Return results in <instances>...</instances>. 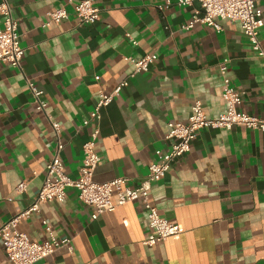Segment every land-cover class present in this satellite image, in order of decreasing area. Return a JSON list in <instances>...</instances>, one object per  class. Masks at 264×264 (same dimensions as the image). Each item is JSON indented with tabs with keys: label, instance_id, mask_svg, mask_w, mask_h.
Returning <instances> with one entry per match:
<instances>
[{
	"label": "crops",
	"instance_id": "0c3cea01",
	"mask_svg": "<svg viewBox=\"0 0 264 264\" xmlns=\"http://www.w3.org/2000/svg\"><path fill=\"white\" fill-rule=\"evenodd\" d=\"M166 1L94 0L99 21L79 25L68 0H9L24 56L21 69L0 63V226L32 203L56 145L27 79L42 90L47 113L60 123L61 157L72 178L95 124L83 120L101 91L110 93L125 78L128 84L101 110L97 182L126 177L138 185L171 145L168 122H187L195 100L209 117L224 112V59L234 86L245 92L239 108L264 118L262 59L240 23L218 20L221 31L202 23L186 29L193 15L204 13L200 2L180 6L171 0L160 9ZM61 7L68 16L43 26L47 13ZM256 8L264 18V0ZM3 20L0 13V28ZM259 38L264 47V25ZM151 53L157 60L149 70L130 76L133 65L124 56ZM20 181L27 182L24 193L15 189ZM150 201L180 228L155 245L144 243L151 229L140 201L91 219L94 208L75 187L66 189L62 202L41 203L18 229L42 242L46 221L57 237L72 238L73 252L63 247L35 264H264V132L199 129L191 150L152 184ZM0 264H10L1 243Z\"/></svg>",
	"mask_w": 264,
	"mask_h": 264
},
{
	"label": "built area",
	"instance_id": "2783aa9c",
	"mask_svg": "<svg viewBox=\"0 0 264 264\" xmlns=\"http://www.w3.org/2000/svg\"><path fill=\"white\" fill-rule=\"evenodd\" d=\"M193 1L176 0L180 6H189ZM198 1L204 13L201 16L193 15L185 28L191 29L196 23H202L221 31L223 27L218 20L239 22L252 48L262 59L264 68V47L259 38V30L264 25V18L262 12L256 8L257 0ZM68 2L74 5V12L79 25L94 24L99 21L100 10L95 5L94 0H78L76 2L68 0ZM171 3V0H167L165 5H160L159 8L163 9ZM0 13L4 18L3 27L0 28V63L21 69L24 48L18 30V21L13 15L9 0L0 1ZM47 16L48 19L43 23V26L59 22L67 17L68 13L64 7H61L49 11ZM127 36L134 45L137 44V41L132 39L129 34ZM124 59L133 65V71L130 74V76H133L136 73L147 72L157 60V54H146L140 58L125 55ZM228 62V59H224L219 65L222 75V97L226 104L225 111L218 117H209L201 101L195 100L191 105L187 122L169 121V131L166 135L172 141L169 149L159 154L158 158L149 164L146 177L136 186H132L126 177H116L106 182H97L93 179L95 169L100 161V156L96 150V140L100 131L98 123L101 119V110L120 94L123 87L128 84V78L122 80L110 93L101 91L95 109L83 120L84 125L91 122L95 124L89 138L83 144L84 157L79 168V175L76 178H72L67 174L61 157L64 144L60 139V123L53 120L51 115L47 113L46 102L41 98L42 90L27 79L37 110L44 112L48 117L55 134L56 145L53 156L46 165V175L42 187L32 203L0 226V243L4 247L10 264H35L63 247L69 252H73L72 238L57 237L46 221H43V224L45 225L47 238L42 242L32 241L18 229L19 222L32 212L38 211L41 203L54 200L64 201L68 187H75L81 201L94 208L91 219L98 218L106 211H113L117 206L136 200L140 201L147 213L148 224L151 229V233L144 241L145 244L155 245L178 234L180 232L179 226L163 218L159 214L158 208L151 203L150 190L152 184L160 180L178 158L191 150L196 132L201 128L231 129L234 126H241L264 132L263 117L251 115L239 108L243 102L245 92L234 86L228 72ZM26 187L27 182L20 181L15 189L17 193H24Z\"/></svg>",
	"mask_w": 264,
	"mask_h": 264
}]
</instances>
